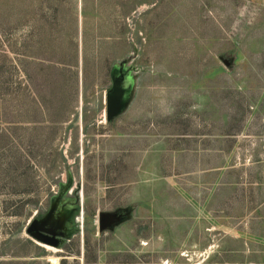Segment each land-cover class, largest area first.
I'll return each instance as SVG.
<instances>
[{"label": "rangeland", "instance_id": "rangeland-1", "mask_svg": "<svg viewBox=\"0 0 264 264\" xmlns=\"http://www.w3.org/2000/svg\"><path fill=\"white\" fill-rule=\"evenodd\" d=\"M0 264H264V0H0Z\"/></svg>", "mask_w": 264, "mask_h": 264}, {"label": "water", "instance_id": "water-1", "mask_svg": "<svg viewBox=\"0 0 264 264\" xmlns=\"http://www.w3.org/2000/svg\"><path fill=\"white\" fill-rule=\"evenodd\" d=\"M114 109V102L113 101H110L109 103H108V110L109 111H112Z\"/></svg>", "mask_w": 264, "mask_h": 264}, {"label": "bare ground", "instance_id": "bare-ground-1", "mask_svg": "<svg viewBox=\"0 0 264 264\" xmlns=\"http://www.w3.org/2000/svg\"><path fill=\"white\" fill-rule=\"evenodd\" d=\"M54 262V261H53Z\"/></svg>", "mask_w": 264, "mask_h": 264}]
</instances>
